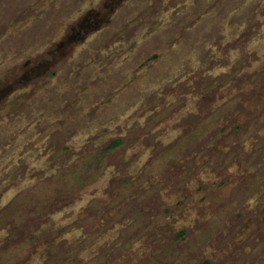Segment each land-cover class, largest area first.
I'll return each mask as SVG.
<instances>
[{
  "label": "rangeland",
  "instance_id": "1",
  "mask_svg": "<svg viewBox=\"0 0 264 264\" xmlns=\"http://www.w3.org/2000/svg\"><path fill=\"white\" fill-rule=\"evenodd\" d=\"M114 3L0 0V229L8 230L6 235L22 229L28 234L21 232L26 242H41L42 229L39 238L35 233L30 239V232L46 219V207L73 199L77 206L81 202L76 200L82 199L85 206L97 191L104 197L109 185L116 186L112 192L117 203L144 184L149 172L158 171L159 162L153 159L140 178L123 185L126 147L160 152L164 144V149L171 147L169 130L161 134L157 125L170 110L165 106L173 102V107H184L193 101L184 95L191 87L205 97L202 104H224L215 119L196 123L191 118L195 124L183 131L180 150L215 151L220 140L207 137H218L217 117L225 114L222 125H228V137L218 146L230 147V154L220 156L236 154L248 161L244 164L264 169V140H248L252 131L264 134V0H125L110 22ZM151 92L159 98L144 103ZM141 100L147 105L139 107ZM242 108L249 117L236 131L230 121ZM104 128L109 129L107 135ZM123 134L133 138L130 144ZM143 134L146 139L139 140ZM87 136L89 143L84 142ZM115 140L120 145L101 157L102 149ZM116 168L122 174L116 175ZM142 197L131 201L135 208L141 207ZM92 207L88 203V209ZM134 210L125 206L114 219ZM217 220L210 222L213 229ZM140 223L125 228L123 236L129 235L130 242L123 248L142 237ZM8 240L0 242V264H14L23 247L15 254L20 244ZM153 245H160L161 252L155 248L137 264H196L189 243L165 239ZM121 251L112 256L119 257ZM87 261L84 264L93 262Z\"/></svg>",
  "mask_w": 264,
  "mask_h": 264
},
{
  "label": "flooded vegetation",
  "instance_id": "2",
  "mask_svg": "<svg viewBox=\"0 0 264 264\" xmlns=\"http://www.w3.org/2000/svg\"><path fill=\"white\" fill-rule=\"evenodd\" d=\"M104 2L105 5L116 3L115 6L113 5L114 10L107 16L111 22L125 0H102V3ZM83 22L81 24L89 29L87 22ZM100 30L101 27L97 29ZM79 41L84 40L79 38ZM98 54L102 55V52L99 51ZM185 94L193 101L187 102L184 107L180 104L173 107L171 102L165 106H170V110L164 112L166 115L157 125V130L160 128L158 131L161 134H164L166 129L169 130L171 147L164 149L168 146L162 144L161 152L147 148L143 151L133 150L129 149L130 145L126 147L127 163L121 169L123 185L140 178L153 159L159 162L156 173L149 172L151 175L148 174L144 184L137 185L133 188L134 191L130 190L127 197L119 199L117 203H114L116 193L112 192L116 186L109 185L104 197H101V191H97L95 196L89 195L85 206L82 204V199L76 200L81 202L79 206L72 203L73 199L71 202L58 204L56 208L46 207V219L38 222L39 229L30 232L31 235L33 234L32 237L30 235V239L35 237V233L39 238L37 233L42 229L44 236L41 242L34 240H30V243L26 242L25 236L28 234L27 231H21L22 229H17V232H11L10 235H6L8 230L0 229V234H3L0 242L5 238L11 241L14 239L20 244L17 245L15 254L19 246H23L19 249L20 254L18 253L19 256L16 258L18 261L14 264H84L88 259L93 261L88 264H137L144 254L150 253L155 248H158L160 253L161 246L155 247L153 243L160 240L162 244L165 239H169L171 244L175 241L189 243V249L192 250L190 259L196 264H262L264 261V169L261 170L254 163L244 164L248 161L236 154L231 157L220 156L221 153L230 154L228 145H225L227 150L223 149V145L218 146L228 137L225 134L228 125H222L225 114H218L217 117L218 137L214 138L215 135L212 134L207 137L209 141L220 140L215 151L211 153L206 149L195 151L187 149L189 147L180 150L182 143H179L186 138L184 137L186 132L183 131H191L195 124L190 123L191 118H196V123L211 119L216 110H220L221 105L224 104V102L202 104L205 97L199 91H195L194 87H191V92ZM157 96L158 94L151 92L144 103L151 104ZM186 96L182 95V98ZM144 103L141 100L139 107L147 105ZM110 104L112 105L111 102ZM158 108L162 110V106ZM248 117L245 109L242 108L240 115L230 121L233 130H241ZM108 132L109 129H105L103 134L107 135ZM92 135L91 132L88 136L92 137ZM88 136L85 137L84 142L89 143ZM126 136L129 137L130 144L133 138L130 135L124 137ZM190 136L189 140L193 135ZM140 138L146 139V135H138L139 140ZM248 140L257 143L258 140H264V134L252 131ZM173 141L178 143L174 144ZM119 145L120 141H111L108 147L102 149L101 157L102 154L113 151ZM261 147H264V144ZM161 153L169 160L164 161ZM251 159L255 161V157L254 160ZM14 164L16 166L17 163L13 162L12 165ZM132 168H136L135 171L128 172ZM1 169H4L3 165H0V174ZM115 172L116 175L122 174L118 168ZM259 173L263 174L259 176ZM19 180L20 178L15 179V184L19 183ZM124 188L128 190L127 186ZM95 190L94 188L93 191ZM141 194H143L140 200L141 207L135 208L136 203L132 204L131 201L139 200ZM97 195L100 196L96 197ZM153 202L156 204L153 205ZM88 203H92V209H88ZM125 206H131L135 210L129 212L127 216L122 213L121 217L114 219ZM14 211L17 212L15 209ZM214 220L218 221L216 229H213L210 223ZM131 222L134 225L140 223L138 229L145 231L139 241L123 248L122 245L130 242L128 240L130 236H123V231ZM21 232L25 236H22ZM130 234L132 235V232ZM89 238H92V241L86 244ZM152 238L154 239L151 241ZM18 239L21 241L17 242ZM101 249L107 251L106 254L101 253ZM115 250H122V254L113 257ZM10 253L14 254V250ZM55 254L61 257L58 259ZM52 256L56 258L55 261ZM243 256L249 257L248 261L242 260Z\"/></svg>",
  "mask_w": 264,
  "mask_h": 264
}]
</instances>
